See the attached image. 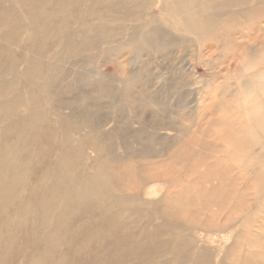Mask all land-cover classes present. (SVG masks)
<instances>
[{
	"label": "bare ground",
	"instance_id": "1",
	"mask_svg": "<svg viewBox=\"0 0 264 264\" xmlns=\"http://www.w3.org/2000/svg\"><path fill=\"white\" fill-rule=\"evenodd\" d=\"M189 2H175L170 11L164 1L163 17L173 13L177 26L190 32L208 29L210 18L198 23L184 14ZM152 3L0 0V264H264V215L251 213L264 194V175L237 173L229 153L219 148L213 151L223 159L209 163L213 157L200 152L192 171L178 160L182 149L144 147L132 154L129 137L141 139L131 121L105 129L103 109L111 105L103 101L113 104L115 90L91 73L83 83L80 70L67 67L72 61L75 67L87 64L103 47L109 55L108 47L118 41H124L121 50L136 49L133 37L148 27L139 15ZM158 23L155 33L143 32L146 45L171 39ZM243 62L254 65L256 58ZM73 73L76 83L66 81ZM242 89L251 106L247 124L254 125L259 109L247 102L250 87ZM126 94L122 90L124 107L130 104ZM221 107L217 122L233 128L226 122L229 110ZM135 122L146 131L142 121ZM155 123L163 125L160 118ZM206 164L207 172L198 173ZM250 183L259 186L254 202L241 204ZM238 221L243 225L230 247L200 241L205 232H222Z\"/></svg>",
	"mask_w": 264,
	"mask_h": 264
},
{
	"label": "rangeland",
	"instance_id": "2",
	"mask_svg": "<svg viewBox=\"0 0 264 264\" xmlns=\"http://www.w3.org/2000/svg\"><path fill=\"white\" fill-rule=\"evenodd\" d=\"M148 1L154 3L139 15L144 21H141V24L148 21V27L138 37H133L137 50H121L125 48L122 45L124 41H118L108 47L112 49L109 55L106 53L107 47H103L97 49L100 51L92 53V59L86 61L87 64L80 63L75 67L73 65L76 62L72 61V66L67 65L70 69L74 67L76 71L80 70L83 83L86 82L88 73H91L94 81L108 82L115 90L117 98L113 104L103 101L105 105H111L110 109H103L109 119L105 129L110 130L116 126L125 128L126 123L131 121V128L141 139L133 140L129 137L128 149L132 154L143 150L144 147L150 148L149 150L153 147L162 150L170 149L169 147L182 149L185 153L183 152L178 160L184 164L181 161L185 159V167L189 171L197 165L194 161L201 159L198 155L200 152L213 157L209 163L223 159L221 154L217 155V152L213 151V148H219L229 153V162L239 168L237 173H247L248 176L255 173L264 175V0H190L184 8V14L195 15L198 23L207 17L211 19L208 22L209 28H203L202 31L198 29V32H190L184 26H177V17L173 13H167L163 17L161 8L164 1L167 2V9L170 8L171 11L176 5L175 2L181 3L182 0ZM169 19L173 20L176 27L170 26ZM152 20L155 24L151 23ZM158 22L171 39L161 44L146 45L142 37L143 32L152 29L155 33ZM128 24L130 23L123 24L125 29H121L119 25L118 31L126 32L137 25L136 22L130 24L131 26ZM125 36L123 35L124 38ZM157 41L159 40L154 42ZM142 43L143 45H140ZM250 55L256 58V64L247 65L243 62L244 58ZM257 72L261 74L255 75ZM73 74L66 81L76 83V74ZM244 84L252 90L247 102L255 103L259 109L258 116L254 117V120L258 119L259 122L254 125L247 124L250 118L246 117V108L251 106L246 103L243 95ZM81 90L82 87L77 85L75 91ZM122 90L129 93L126 99L130 107H124V101L122 103ZM100 93L102 91H99L98 95ZM222 105L229 110L226 122L233 128L226 129L224 124L216 120ZM62 112L66 114L69 111ZM159 118L163 121L161 126L155 123ZM135 120L142 121L146 131L140 130L141 127ZM150 130L157 134L159 143L157 138L154 143ZM223 133L230 135L231 139L224 137ZM171 139L175 142L170 143ZM203 145H207L210 151L204 149ZM116 151L121 154L124 149L119 146ZM146 154L148 153L142 154V158ZM207 164L202 165L198 173H206ZM148 186L155 185L150 183ZM257 186L250 183L248 195L242 198L241 204L254 200V194L259 187ZM162 193L163 191L158 192L155 198H159ZM260 196L259 204L253 206L251 213L260 210L264 215V194ZM242 225L243 221H238L222 232H196L198 236L203 234L200 238L203 244H222L225 248L230 247L236 230Z\"/></svg>",
	"mask_w": 264,
	"mask_h": 264
}]
</instances>
